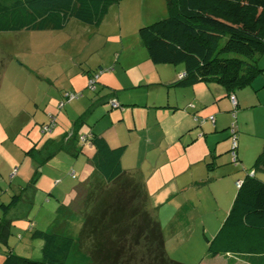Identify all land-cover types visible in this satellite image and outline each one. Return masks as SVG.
I'll use <instances>...</instances> for the list:
<instances>
[{
    "label": "trees",
    "instance_id": "16d2710c",
    "mask_svg": "<svg viewBox=\"0 0 264 264\" xmlns=\"http://www.w3.org/2000/svg\"><path fill=\"white\" fill-rule=\"evenodd\" d=\"M121 0H0V32L60 31L71 20L98 27ZM167 16L138 30L154 65H182L176 86L215 83L227 91L248 87L264 70L252 65L264 55V0H165ZM229 129V128H228ZM236 134V132H235ZM236 136V135H235ZM231 137V135H230ZM93 169L74 206L61 209L42 240L38 260L22 258L7 245L10 221L4 216L20 200L0 204V264H67L83 254L88 264H183L170 259L155 211L142 184L121 167L124 147L111 148L89 133ZM252 169L264 172V147ZM215 235L205 238L207 257L232 255L264 264V181L248 173ZM80 217L77 237L68 233Z\"/></svg>",
    "mask_w": 264,
    "mask_h": 264
},
{
    "label": "crops",
    "instance_id": "0c3cea01",
    "mask_svg": "<svg viewBox=\"0 0 264 264\" xmlns=\"http://www.w3.org/2000/svg\"><path fill=\"white\" fill-rule=\"evenodd\" d=\"M122 3H125L126 7L130 6V3H135V8L132 19L127 20L124 26L121 21H118L119 17H115L114 21L118 26L120 41L123 38V30L135 28L140 24H148L147 20L150 18L146 16V13H139L134 0L120 1L118 3V10L120 11H123L120 8ZM102 22L98 27H94L97 29L90 38V46L83 50L80 55H77L76 49H73L78 41L73 36L77 35V31L84 30L83 28L69 21L66 27L60 30L63 32L56 36L59 40H63L68 58L71 59L74 66H76L75 58L87 61L89 55L99 52L111 41L114 31L107 33L110 27H106L100 34ZM64 31H67L66 37L62 36ZM49 37L52 39L54 36ZM104 39L106 44L99 45ZM127 49L123 48L124 55L121 60V53L117 54V61L114 66L119 62L124 75L128 71L137 70L139 76L136 79L126 77L125 82L127 83L123 88H117V90L104 86L107 82L105 80L102 82V80V87L111 90L110 93H105L107 97L104 98L103 95L100 96L102 94L99 92L101 88L95 86V89L92 90L87 84L88 79L92 76L90 67L87 71L79 69L82 76L76 78V83L68 81V89L82 91L87 84L88 92H98L100 97L92 100L89 98V94L87 97H85L86 94H81L76 105L79 106L81 112L85 108L87 111H96L100 109L98 108L100 104L103 105L107 100L115 99L120 106L125 107L115 115V117L121 116L117 122L122 121L124 124L122 133L125 137L132 138L133 135H136V137L133 136V139L140 142L144 153L138 158V161L133 160L131 164H128L126 162L128 150L125 149L121 157V167L143 185L147 194L146 204L155 211L164 238L165 252L170 259L183 264H249L247 259L229 254L218 255L213 258L207 257L205 255V238L211 239L217 232L233 202L237 192V184L248 173L264 181V172L252 169L255 158L264 147L263 79L257 76V79L255 78L256 80L254 79L248 87L234 91H227L215 83H197L191 87H179L176 86V83L178 76L184 74L182 65H154L147 58L148 55L142 56V52L132 53L129 48ZM36 68L40 69L39 66ZM30 69L35 70L33 67ZM76 74L74 73L73 76ZM45 76L47 82L53 80L52 76L48 74ZM106 77L104 76V78ZM24 79L25 76L20 75L17 76L16 81L24 86ZM98 79L100 80V78ZM42 81L31 78V82L37 91L41 87H45L41 96L45 93V98L49 100L50 89H53L54 93L58 94L59 100H52L57 102L60 107L61 102L59 101L63 95L61 93L62 88L65 87L59 89L55 84L51 87L50 85L44 86ZM138 87H143L145 90L151 87L155 90L145 97L125 92V90ZM10 91L12 90L8 92ZM230 95L235 96L237 103L234 109V117L232 116L233 107L229 100ZM134 96H138L139 99L134 98ZM31 100L36 102L34 98ZM86 103L88 104L87 107ZM54 106L49 101L44 107L45 117L43 118L45 121L52 114L51 111L55 108ZM34 108L35 111L38 110L36 104H34ZM135 108H141V110L137 112ZM115 117L104 111L101 113V118L108 120L111 124L107 129L111 130V127H117L114 130L121 133L120 125L116 123ZM232 123H234L236 132L234 158L232 156L231 134L228 129ZM63 124L66 129L68 124L65 121ZM95 129L98 131L97 128ZM58 131V126H56L48 134L57 137L48 139L49 141L52 140V143L48 142L44 153L48 154L45 157L48 159L56 157L63 150V153L70 157V169L73 170L71 176L74 175L79 184L72 189L67 184L62 186L65 191L68 188L71 189L67 197L68 201L62 203V206L68 209L75 205L74 197L80 193L83 184L93 171L90 163L88 164L93 149L87 143L78 141L74 133L73 135L70 134L67 142H64L65 139L63 140V138L66 133L60 135ZM103 133L98 131L96 135L104 138L111 148L122 147L123 145L125 147V143L128 142V138L123 141L117 133L114 140L108 137L110 132L107 131L104 135ZM251 140L255 141L252 146L250 145ZM34 145L36 144L34 143ZM4 159H6V165L3 163L0 165V178L9 173L11 168L20 162L14 179L19 178V183H24L26 182L24 178H26L28 183L20 185L16 181L10 182L9 185L13 183L19 189L24 187L18 194L19 196L28 189L33 191L40 179V174L34 170L33 162L31 161V164L26 162L25 156L21 157V160L13 156ZM124 165L126 166L124 167ZM60 173V171H53L50 174L54 178V185L60 184L61 179L55 178ZM19 203L18 201L9 209L4 216L5 220L11 222L10 211ZM11 225L12 223H10ZM178 244L180 247H176ZM18 248L17 245L13 248V253L16 255H18L16 253ZM1 255L0 263L3 260V252ZM37 255H40V248ZM77 256L78 258L81 257L83 262L87 260L83 254L79 253ZM78 261L80 262V258Z\"/></svg>",
    "mask_w": 264,
    "mask_h": 264
},
{
    "label": "rangeland",
    "instance_id": "374dc122",
    "mask_svg": "<svg viewBox=\"0 0 264 264\" xmlns=\"http://www.w3.org/2000/svg\"><path fill=\"white\" fill-rule=\"evenodd\" d=\"M134 2H136V8L139 13H146V16L148 18L150 17L147 20L149 23L140 24L135 28L123 30L124 33L122 34L123 38L121 42L118 26L114 21L115 17H119L118 21H121V24L124 26L127 20L132 19L135 3H130V6L127 7L124 5L125 3H122L120 8L123 9V11L118 10V4L111 6L108 10L109 13L107 12L105 15L100 27V34L106 27H110L107 33L114 31L111 41L106 44L104 39L99 43V45L106 44L105 48H101L99 52L89 55L87 61H81L80 58H75L74 62L76 66H74L71 63V59L68 58V53L65 48L66 45L63 40H59L56 37L63 31L0 32V165L2 163L5 164L6 159L4 158L9 156H13L18 160H21L20 158L25 156L26 162L31 164L32 161L34 170H37V174H40V179L35 189L33 191L28 189L26 192H23L20 196V203L13 208L9 214L12 225L10 226V232L7 238L8 248L13 252V248L17 245L19 248L16 253L19 257L32 260L40 259L41 252L40 255H37V251L39 248L41 251L42 240L34 237V232L36 230L49 231L52 228L55 219L61 215L59 210L64 208L62 203L68 201L67 197L69 190L77 187L79 184L78 180L71 176V171L73 170L70 169V157L66 153H63V150H61L59 152L60 154H57L56 157L45 159L48 155L44 153L49 144L48 142L52 143V140L49 141L48 139H55L57 137L49 136L48 134L58 126L60 135L66 133L63 138V140L65 139L64 142H67L66 140H68L70 134L73 135V133L79 141L89 133L96 135L98 131L104 133L107 131L110 132L108 137L114 140L116 139L117 133L114 128L117 127H111L112 129L108 130L107 127L111 124H109L108 120H103L101 118V113L104 111L115 117L116 114L125 108L121 106L120 108L112 109L109 106L110 100H107L103 105L100 104L98 106L100 109L96 111H87V108H85V110L81 112L79 106L76 105L80 98L72 102H65L63 107H59V104L55 102L56 99L59 100L58 94L54 93L53 89H50V100L45 98V93L41 96L45 87H41L40 90L37 91V88H35L34 84L31 82V78H37L39 81L43 80L42 84H44V86L50 85L51 87V85L55 84L59 89L65 87L62 88V98L67 93H80L82 95L86 94L85 97L89 94V98L92 100L97 99L101 95L106 98L107 96L105 93L111 92V90L106 89V87H111L115 90H117V88H123L127 83L125 82L126 77L136 79L139 76L137 70L128 71L126 75H124L121 69L122 66L119 62L114 66L117 61V54L119 52L121 53V60L124 55L123 48H125V50L129 48V51L132 53L142 52V56H147V51L142 44L138 30L141 27H145L166 18L167 9L165 0H134ZM71 22L84 29L77 31V35L73 36L78 40L73 49H76V54L80 55L83 50L90 46V38L97 28L94 29V27L86 26L76 20H71ZM138 27L140 28L138 29ZM64 32L62 36L66 37L67 31ZM49 36L54 37L51 39ZM252 65L264 70V55L256 58V61L252 62ZM36 66H39L40 69H37ZM30 67H33L35 70H31ZM72 67L74 68L71 71ZM88 67H90L92 71V76L90 78H96L94 82L96 88H101L99 90V92L102 93L100 96H98V92H88V82L82 91L68 89V81L76 83V78L82 76L80 70L87 71ZM72 72L77 74L73 76L74 73ZM46 74L53 77L51 82H47L46 76L44 77ZM20 75L25 76L23 80L25 87L22 83L16 81L17 76ZM104 76L107 77L104 78ZM258 77H261L264 81V71ZM90 78L88 80H90ZM98 78H100V80ZM104 80L107 82V84H104L106 87H102L101 81L104 82ZM150 88L151 87L145 90L143 87H138L125 90V92L132 95H143V97H145L147 94L150 95V93L154 92L155 89ZM9 90L12 91L8 92ZM33 98L36 99V102L31 100ZM134 98L139 99L138 96H134ZM61 100L62 99H60L59 102H61ZM49 101L51 104L55 105V108L52 109V114L48 117L46 116L48 119L45 121L43 118L45 117L43 109ZM34 104H36L38 108L37 111H35ZM87 105L86 103V107ZM135 109L137 112L141 110V108ZM126 110H128V108H126ZM51 117L54 118V126L49 133L42 134L41 127L47 125ZM119 117L121 116L115 117L116 123L120 125L119 128L121 131V133L118 132L117 134L124 141L128 137H125L122 133L124 128L122 121L117 122ZM130 120L132 119L130 118ZM64 121L68 124L66 129L64 128ZM33 123L36 124L34 125ZM95 128H97L98 131H96ZM133 136L136 137V135ZM133 136L132 138H128V142L125 143L126 146L124 147V150H128L126 159L128 164H131L133 160L138 161V158L144 153L142 145L140 142L134 141ZM253 142L255 141L251 140V146ZM34 143L36 145H34ZM19 165L20 162L15 164L9 173H6L0 178V204H7L12 196L18 195L24 188L19 189L13 183L9 185L10 182L18 181L19 178L14 179V175ZM125 166L126 165H124V167ZM145 168H147V165H145ZM42 171L43 173H41ZM53 171L61 172L55 177L61 179L60 184L54 185V178L50 176ZM24 179L26 182L19 183L18 181V184L26 185L28 180H26V178ZM64 184H67V186L71 188L66 190L67 193L63 190L62 186ZM75 200H77L76 197H74L73 201ZM148 208L153 212L150 206H148ZM1 217L2 214L0 212V218ZM81 223L80 217H72L69 221L68 233L76 238L79 234ZM176 247H180V244ZM6 249V246L0 244V256H2V252ZM79 258L80 262L78 261ZM79 258L77 255H74L67 264H88V260L83 262V259L81 260V257Z\"/></svg>",
    "mask_w": 264,
    "mask_h": 264
},
{
    "label": "built area",
    "instance_id": "2783aa9c",
    "mask_svg": "<svg viewBox=\"0 0 264 264\" xmlns=\"http://www.w3.org/2000/svg\"><path fill=\"white\" fill-rule=\"evenodd\" d=\"M183 77H184V74L178 76L179 79H182ZM95 79H96V78H93V79H90V80L88 81V85H89V87L92 88V89H93V85H94ZM79 97H80V94H78V93H71V94H70V93H67V94H65V96H64V100H65L66 102H70V101H72V100H74V99H77V98H79ZM229 100H230V103L232 104V106L235 107V106H236V99H235L234 95H231V96L229 97ZM62 105H63V102H61L60 107H61ZM110 106H111L112 108H117V107H118V104H117L115 101H111V102H110ZM232 116L234 117V114H232ZM210 119L212 120V118H210ZM53 126H54V118L51 117L49 123H48L47 125H44V126L41 127V133H42V134L49 133ZM229 132H230V134H231L232 150H233V151H232V156H233V158H234V156H235L234 149H235V145H236V143H235V141H236V136H235V126H234V123H232V124L230 125V127H229ZM80 140H81V142H85V138H84V137H82ZM72 177H74V176L72 175ZM238 184H239V183H238ZM238 184H237V186H238Z\"/></svg>",
    "mask_w": 264,
    "mask_h": 264
},
{
    "label": "clouds",
    "instance_id": "9594fccd",
    "mask_svg": "<svg viewBox=\"0 0 264 264\" xmlns=\"http://www.w3.org/2000/svg\"><path fill=\"white\" fill-rule=\"evenodd\" d=\"M184 76H185V75H184ZM178 80H179V78H178ZM88 81H89V80H88ZM94 87H95V84L93 85V89H94ZM93 89H92V90H93ZM79 94H80V93H79ZM230 96H231V95H230ZM230 96H229V97H230ZM80 97H81V94H80ZM80 97H79V98H80ZM234 97H235V96H234ZM79 98H77V99H79ZM74 100H76V99H74ZM74 100H72V101H74ZM111 101H115V102L117 103V101H116L115 99H110V101H109V106H110V102H111ZM61 102H63V105L65 104L66 101L64 100V96H63ZM70 102H71V101H70ZM117 104H118V103H117ZM63 105H62V106H63ZM236 105H237V103H236ZM62 106H61V107H62ZM110 107H111V106H110ZM120 107H121V106L118 104V107H117V108H120ZM232 107H233V106H232ZM235 107H236V106H235ZM235 107H233V113H232V114H234V116H235V112H234ZM111 108H112V107H111ZM117 108H112V109H117ZM82 143H86V142H82ZM73 176H74V175H73Z\"/></svg>",
    "mask_w": 264,
    "mask_h": 264
},
{
    "label": "bare ground",
    "instance_id": "6f19581e",
    "mask_svg": "<svg viewBox=\"0 0 264 264\" xmlns=\"http://www.w3.org/2000/svg\"><path fill=\"white\" fill-rule=\"evenodd\" d=\"M91 79V78H90ZM95 89V88H94Z\"/></svg>",
    "mask_w": 264,
    "mask_h": 264
}]
</instances>
